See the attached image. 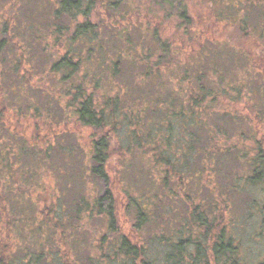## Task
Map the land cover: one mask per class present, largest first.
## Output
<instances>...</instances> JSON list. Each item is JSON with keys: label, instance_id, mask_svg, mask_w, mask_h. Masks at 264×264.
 <instances>
[{"label": "trees", "instance_id": "16d2710c", "mask_svg": "<svg viewBox=\"0 0 264 264\" xmlns=\"http://www.w3.org/2000/svg\"><path fill=\"white\" fill-rule=\"evenodd\" d=\"M21 1L0 0V14H8L0 23L5 66L0 70V264H264L259 247L264 244V140L255 132L264 123V44L256 71L253 55L234 48L243 43L226 38L221 43L214 37L176 59L155 32L147 47L145 41L126 44L136 71L133 79H117L115 94L100 93L93 51L89 48L84 57L75 49L77 37L98 35L89 18L96 0H56L51 5L53 33L71 25L75 30L49 74L59 75V85H70L64 107L94 132L87 158L72 152L84 164L76 175L84 187L66 204L64 184L58 181L61 188L55 184L50 191L45 182L53 176L50 170L63 176L54 162L58 143L28 139L7 117L12 104L26 103L29 88V80L21 83L24 61L16 52L32 54L27 35L35 31L39 36L45 23L31 16L23 22V11L13 10ZM163 1L177 4L180 20L190 24L183 0ZM249 1L228 4L241 19L231 25L259 43V38L264 41V17L254 35L244 16ZM219 17L215 14L221 22ZM65 19L75 25L66 27ZM16 35L27 41L23 47ZM104 43L97 41L100 48ZM121 66L120 60L114 62L115 80ZM87 67L94 68L92 88L84 80L90 74ZM79 76L83 80L75 82ZM18 107L17 114L22 112ZM29 107L34 108L30 116L48 115L39 114L33 103ZM114 151L121 155L123 204L133 235L120 226L119 185L109 171ZM44 167L50 170L42 172ZM243 191L247 195L242 197ZM34 192L39 193L36 199L29 196ZM243 203L249 206L246 213L241 212ZM95 219L102 222L91 249L84 244L87 226Z\"/></svg>", "mask_w": 264, "mask_h": 264}, {"label": "rangeland", "instance_id": "374dc122", "mask_svg": "<svg viewBox=\"0 0 264 264\" xmlns=\"http://www.w3.org/2000/svg\"><path fill=\"white\" fill-rule=\"evenodd\" d=\"M115 3L113 5L112 3ZM187 4V10L191 18L190 24L185 21H181L179 14H177V4L172 6L171 3L165 5L162 0H96L94 2L95 7L91 11L90 19L95 24L98 35L93 36L92 39L82 36L78 39L75 44V49L84 57L88 54V49L91 48L93 51L91 57L95 66L97 68V76L100 75L102 78V89L100 93L106 92V90L116 93L117 90L114 86L119 84V81L129 82L133 79L135 75V68L133 66L132 60L127 54L128 46L127 43L141 45L143 41L146 42L147 47L155 32L162 41H165L169 47V54L173 58H180L185 55L190 56L192 50L198 49L201 44L210 38H217L221 43L225 41V38L229 41L243 43L236 45L234 47L236 50L245 51L247 54L250 52L253 56L254 63L256 65V71L259 70L258 66L262 59V46L264 44L263 39L259 38V43L255 39L244 38V35L239 33L240 31L233 27L231 24L235 19H239L240 13L235 9L230 11L228 4L234 3L236 0H183ZM56 0H23L21 1L18 8L16 4L13 10H22L21 15L23 22L28 21L27 16H31L35 20L37 19L40 24L39 36L37 32L33 31L26 39L28 43L31 44V53L28 54L27 58H24L22 51H17L16 53L23 58V67L20 70V74L24 77L21 83L28 82V91L25 94L27 99L26 103L20 107L17 104H12L10 106V112L7 113L8 120H10L13 126L23 131L31 140V138H37L41 143L47 142H57V147L60 152L54 156V162L57 167L61 168L57 172L61 173L63 176L60 177L56 172H53L47 167H44L42 172L49 171L53 173L45 178V182L48 185L50 191L56 187H60L59 182L64 184V190L67 192L68 199L66 204H69L77 193V189H82L84 186L79 185L77 179V173L80 172V166L83 163L76 162L78 159L74 158L72 152L75 150L79 154L81 152L86 153L85 158H87V152H89L90 145L93 141L94 132L88 126H83L77 120L74 115L73 109L64 107L67 101V90L70 89V85L66 84L68 87L65 88L63 85L58 84L59 75L51 73L49 74L50 65L54 60L60 59L63 56L71 44L70 37L74 34L73 25H71L70 30H62L58 35L54 34L52 23V11L51 5H54ZM258 2V3H257ZM17 3V2H16ZM19 3V1H18ZM260 3L264 4L263 0H252L246 3V8H248L244 14L247 17V28L254 33L260 29V24L262 22V15L264 17V9L262 10L259 6ZM262 7L264 8V5ZM50 7V8H49ZM11 6L4 4V9L10 10ZM216 15H220L219 22ZM8 14H0V23L7 19ZM16 20V19H15ZM50 21L47 26L46 24ZM83 20L81 17L80 23ZM241 20V19H239ZM70 23L74 24L71 20L65 19L64 24L67 27ZM25 23L18 22L20 28L24 27ZM75 25V24H74ZM262 27V26H261ZM256 31V32H255ZM15 32V31H14ZM17 32V31H16ZM16 34V33H15ZM59 34L61 38L58 39ZM16 40L18 43H22L25 39L21 36L16 35ZM25 40V41H26ZM103 40L105 42L103 48H100L97 41ZM245 40V41H244ZM26 41V42H27ZM122 41H124L125 47L122 46ZM22 43V47H23ZM90 46V47H89ZM249 51V52H248ZM148 55L151 53L149 50L145 51ZM120 60L122 63L121 71L119 77L116 80L113 78L112 69L114 62ZM1 63V61H0ZM0 64V70H4L5 66ZM94 68L87 67V79H84L86 84L88 83L90 88H92L93 73L91 71ZM86 68L81 72V75L85 74ZM119 81H118V80ZM83 80V77H76L75 82ZM111 85L112 88H111ZM73 90V89H71ZM91 90V89H90ZM9 98V97H8ZM17 98V97H16ZM21 99H19L20 102ZM14 101V100H12ZM17 101V100H15ZM12 103V102H9ZM33 103L38 108H40V113L44 112L48 114L47 116L41 115V117L30 116L34 111V108H30L29 105ZM21 108L22 112L17 114L14 108ZM25 107V108H24ZM29 107V108H28ZM257 136L259 139L264 140V123L255 128ZM36 140V139H35ZM44 145V144H43ZM63 149L64 152H61ZM67 156V157H66ZM66 159L70 162L68 164L64 163L63 160ZM121 155L114 151L111 158V172L112 182L119 185L116 187L117 193V204L118 211L120 215V226L128 234L134 233L133 226H131L132 221L130 215L125 213L124 208V195L122 193V176H121ZM41 172V173H42ZM48 174V173H47ZM57 180V183H56ZM59 181V182H58ZM77 181V182H76ZM62 184V186H63ZM91 184H86V189L90 187ZM61 188V187H60ZM41 194V193H40ZM36 195L39 193L29 195L31 198L36 199ZM247 195L246 191H243V195ZM50 200V198L48 197ZM246 203L240 205L242 213L248 212ZM130 216V217H129ZM101 220L95 219L88 224L87 235L89 239L85 238L84 246L91 248V245L95 244L94 236L100 233L98 230ZM85 226V225H83ZM102 232V231H101ZM4 234H2L3 236ZM81 239V235L79 236ZM82 240V239H81ZM262 250L264 249V244L259 246ZM92 249V248H91ZM82 257V256H81Z\"/></svg>", "mask_w": 264, "mask_h": 264}]
</instances>
